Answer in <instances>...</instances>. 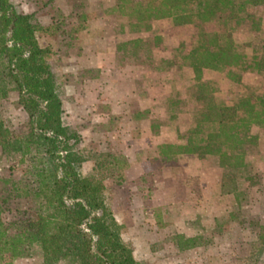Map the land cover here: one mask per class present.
<instances>
[{
  "label": "trees",
  "instance_id": "obj_1",
  "mask_svg": "<svg viewBox=\"0 0 264 264\" xmlns=\"http://www.w3.org/2000/svg\"><path fill=\"white\" fill-rule=\"evenodd\" d=\"M108 1L122 31L146 34L122 42L121 50L159 44V32L148 34L155 22L185 33L178 51L194 72L193 124L179 142L160 144L163 162L175 163L183 154L207 156L224 179L255 178L253 128H264V37L254 35L264 30V0ZM85 14L75 11L82 21ZM67 26L53 16L34 22L11 0H0V152L19 155L8 175L0 176V264L6 256L36 257L39 264H146L122 237L105 176L81 173L82 140L66 121L64 84L52 65L51 46L39 42L64 36ZM83 29L78 25L75 32ZM204 69L224 74L234 96L218 99L217 82L205 80ZM249 72L261 77L260 86L243 84ZM12 93L15 108L26 115L19 126L3 113ZM97 156L101 170L120 171L128 164L111 152Z\"/></svg>",
  "mask_w": 264,
  "mask_h": 264
},
{
  "label": "rangeland",
  "instance_id": "obj_2",
  "mask_svg": "<svg viewBox=\"0 0 264 264\" xmlns=\"http://www.w3.org/2000/svg\"><path fill=\"white\" fill-rule=\"evenodd\" d=\"M32 21L50 16L68 22L65 35L39 38L51 46V62L64 84L66 121L80 134L86 160L81 173L99 172L111 187L112 211L134 258L146 264H264V128L258 136L257 176L250 181L223 178L212 157L183 154L163 162L160 144L179 142L193 124V69L178 51V28L155 22L149 35L161 42L151 50H121L118 45L144 33L122 31L109 14L108 0H11ZM86 13L82 21L75 11ZM84 26L82 31L75 29ZM68 29V30H67ZM264 37L254 35V39ZM245 35L240 34V39ZM215 80L218 99L235 94L224 74L203 70ZM244 85L262 79L246 73ZM12 93L3 113L14 125L26 120ZM124 156L126 167L101 170L100 153ZM0 152V176L18 158ZM95 169V170H94ZM1 264H39L36 257Z\"/></svg>",
  "mask_w": 264,
  "mask_h": 264
}]
</instances>
